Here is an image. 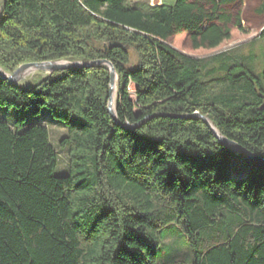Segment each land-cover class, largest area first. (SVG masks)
<instances>
[{
  "label": "trees",
  "instance_id": "obj_1",
  "mask_svg": "<svg viewBox=\"0 0 264 264\" xmlns=\"http://www.w3.org/2000/svg\"><path fill=\"white\" fill-rule=\"evenodd\" d=\"M247 40L264 46V0H0V68L105 59L136 125L108 115L104 67L0 78V264H144L172 224L193 264H264V167L183 118L264 157V69L223 52ZM43 107L66 128L61 177L47 129L18 130Z\"/></svg>",
  "mask_w": 264,
  "mask_h": 264
},
{
  "label": "rangeland",
  "instance_id": "obj_2",
  "mask_svg": "<svg viewBox=\"0 0 264 264\" xmlns=\"http://www.w3.org/2000/svg\"><path fill=\"white\" fill-rule=\"evenodd\" d=\"M137 2H147L149 5H155L152 0H137ZM223 52H227L231 56H253L255 58V65L258 67L259 71H262L264 69V46L259 41L247 40L245 42L232 45L227 49L223 50ZM20 66L22 65H19L12 72L5 71L2 68L1 69L5 74L11 75ZM131 66H134V64H132ZM49 75L51 74H47L41 71L31 72V74L27 77H20V79L16 82V85L34 86ZM116 80L118 89V78H116ZM129 90L131 93V98L134 99V86L130 85ZM15 121V110L0 106V122H3L9 126H13L15 124ZM34 125L42 126L46 128L49 132L50 143L54 151L57 153L58 157L57 168L54 173L55 176L61 177L66 175L67 161L66 154L64 152L65 148L61 147L59 144L60 140L66 135V128L64 127L63 123H61L59 120L54 119L50 115L48 110L43 107L35 115H32L29 111L25 112L24 120L18 130L22 132ZM234 156L237 158L235 160V165L242 164L241 160L245 159L243 156L238 154H234ZM155 253L156 259L154 261L145 259L144 264H193L192 247L189 239L185 235L183 228L180 225H167L161 230L158 236V248L156 249Z\"/></svg>",
  "mask_w": 264,
  "mask_h": 264
},
{
  "label": "water",
  "instance_id": "obj_3",
  "mask_svg": "<svg viewBox=\"0 0 264 264\" xmlns=\"http://www.w3.org/2000/svg\"><path fill=\"white\" fill-rule=\"evenodd\" d=\"M90 67H104L108 70L109 72V93H108V101H107V113L112 119V121L120 126L121 128L124 129H132L134 126H125L121 125L117 119L116 116V111L112 109V89H113V82L115 77L117 78L115 69L113 65L105 60H95V61H90L88 63H83L80 61H49V62H42V63H28L20 66L14 73L11 75L5 74L2 69L0 68V78L9 84L16 85V82L20 79V74L28 69V68H33L36 71H41L45 72L47 74H52L54 72L58 71H66V70H73V69H81V68H90ZM190 117H195L200 119L203 124L212 132L213 136L215 139L218 141L221 146L224 148L228 149L231 153H235L238 155L243 156L245 159H247L253 167H264V157L259 158L258 156L250 153L248 150L240 146L234 141H231L224 136L220 135V133L213 127V125L210 123V121L200 115L199 113L195 112L192 115H186L183 116V118H190ZM138 125V124H137Z\"/></svg>",
  "mask_w": 264,
  "mask_h": 264
},
{
  "label": "bare ground",
  "instance_id": "obj_4",
  "mask_svg": "<svg viewBox=\"0 0 264 264\" xmlns=\"http://www.w3.org/2000/svg\"><path fill=\"white\" fill-rule=\"evenodd\" d=\"M153 3H157V0H152ZM36 70L33 69V68H28L26 70H24L21 74H20V77H27L28 75L31 74V72H35ZM30 73V74H29ZM117 80H116V77L114 79V82H113V89H112V109L116 111V107H117ZM234 154L235 151H234Z\"/></svg>",
  "mask_w": 264,
  "mask_h": 264
},
{
  "label": "crops",
  "instance_id": "obj_5",
  "mask_svg": "<svg viewBox=\"0 0 264 264\" xmlns=\"http://www.w3.org/2000/svg\"><path fill=\"white\" fill-rule=\"evenodd\" d=\"M161 4V1L160 0H158V2L157 3H155V5H152L151 4V6H158V5H160Z\"/></svg>",
  "mask_w": 264,
  "mask_h": 264
}]
</instances>
